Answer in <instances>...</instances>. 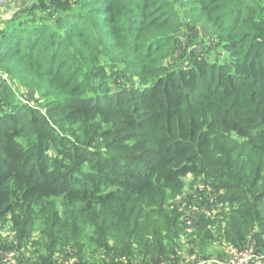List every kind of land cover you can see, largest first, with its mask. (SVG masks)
I'll return each mask as SVG.
<instances>
[{
  "label": "trees",
  "instance_id": "obj_1",
  "mask_svg": "<svg viewBox=\"0 0 264 264\" xmlns=\"http://www.w3.org/2000/svg\"><path fill=\"white\" fill-rule=\"evenodd\" d=\"M12 15L0 264H179L185 233L264 260V0H37ZM183 23L224 59L196 57ZM10 82L42 102L22 106ZM188 177L215 198L190 230Z\"/></svg>",
  "mask_w": 264,
  "mask_h": 264
},
{
  "label": "rangeland",
  "instance_id": "obj_2",
  "mask_svg": "<svg viewBox=\"0 0 264 264\" xmlns=\"http://www.w3.org/2000/svg\"><path fill=\"white\" fill-rule=\"evenodd\" d=\"M16 1V0H15ZM37 0H30L29 2L24 1L21 4H17L16 9H19V11L26 10V8L36 3ZM18 11V10H17ZM16 11V12H17ZM15 12V13H16ZM14 13V14H15ZM25 18V16H23ZM19 18H16L18 20ZM22 19V17H21ZM30 19V18H29ZM9 21V20H7ZM6 21V22H7ZM15 23V21H13ZM4 23L0 22V25ZM182 34L179 35V40L182 41V44L185 43L186 38L184 35L189 36L193 41L191 44V51L196 55V57H207L210 62H214L216 60L221 61L224 59L225 56H218L217 53H220L219 49H216L215 47V41L211 40L209 36H207V33H205L200 27L195 29L194 31L190 29V26H188L187 23H183L182 25ZM210 39V40H209ZM211 51V52H210ZM221 54V53H220ZM229 60V56L227 57ZM174 61L181 64L189 63L190 59L187 56V52L183 51L181 48L179 49L176 56H174ZM182 61V62H181ZM12 89L16 92L14 95L16 97V100L18 103H20L22 106H30V100L29 96H32V104L41 103L42 98L39 97L34 90H21L22 93L18 91V86L10 82ZM126 84H131L134 87H137V82H132L130 79H126ZM208 197V189L205 188L201 181L192 177H188L185 179V187L182 193V196L178 201L176 202L179 204V206L184 207V210L190 205V208H188L187 213H189L190 209L192 207L195 208V206L199 205L200 207L208 206V209H210L208 203H206V198L203 196ZM192 214V213H190ZM196 214V213H195ZM7 237L2 236V240L5 241ZM182 242L184 244V247L181 248L178 252L179 257V264H227L229 261V257L227 254H224L225 251H222V247L215 246V244L209 246V245H199L195 243V245H192L190 243L187 244V241H192L195 239V237L189 238L186 236V233L181 237ZM190 251H193L192 253ZM195 253V254H194ZM29 256L25 258V260H29ZM11 260V259H10ZM3 261L9 262V257L4 258ZM17 257L10 262L11 264H17ZM264 260L260 261V259H254L251 258L247 264H262ZM3 264V263H2Z\"/></svg>",
  "mask_w": 264,
  "mask_h": 264
},
{
  "label": "built area",
  "instance_id": "obj_3",
  "mask_svg": "<svg viewBox=\"0 0 264 264\" xmlns=\"http://www.w3.org/2000/svg\"><path fill=\"white\" fill-rule=\"evenodd\" d=\"M15 0H0V8H2L3 6H5L6 4L12 3ZM205 188H207V186H204ZM208 189V195H209V189ZM215 198L214 197H210L208 196V202L209 204L214 203ZM188 208H190V205L184 210V217H183V221L185 224V228L187 230L192 229L193 226H195L198 218L200 216H209L210 212L208 209V206L205 207H200L199 205L192 207L189 211V213H187ZM192 213V214H190ZM196 213V214H195ZM224 254H227L229 257V261L227 262V264H247V262L253 258L256 259V257L254 256L253 250L251 248L248 249H234V248H226Z\"/></svg>",
  "mask_w": 264,
  "mask_h": 264
},
{
  "label": "crops",
  "instance_id": "obj_4",
  "mask_svg": "<svg viewBox=\"0 0 264 264\" xmlns=\"http://www.w3.org/2000/svg\"><path fill=\"white\" fill-rule=\"evenodd\" d=\"M24 1L29 2L30 0H16L0 8V22L5 23L7 20H9L13 16L12 14H14L17 10L19 11L21 8L19 7V9H16L17 4H21Z\"/></svg>",
  "mask_w": 264,
  "mask_h": 264
}]
</instances>
